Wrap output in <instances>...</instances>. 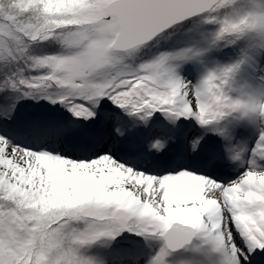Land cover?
<instances>
[{
  "label": "snow or ice",
  "instance_id": "obj_1",
  "mask_svg": "<svg viewBox=\"0 0 264 264\" xmlns=\"http://www.w3.org/2000/svg\"><path fill=\"white\" fill-rule=\"evenodd\" d=\"M0 264H264V0H0Z\"/></svg>",
  "mask_w": 264,
  "mask_h": 264
}]
</instances>
